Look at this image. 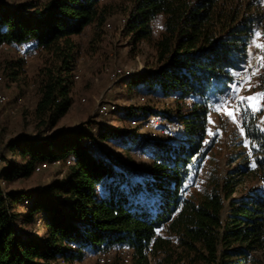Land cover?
<instances>
[{"label": "trees", "instance_id": "1", "mask_svg": "<svg viewBox=\"0 0 264 264\" xmlns=\"http://www.w3.org/2000/svg\"><path fill=\"white\" fill-rule=\"evenodd\" d=\"M103 1L0 0V50L32 45L51 58V67L41 71L36 106L42 125L55 127L71 107L79 49L73 37L104 25ZM128 3L121 31L131 45L153 44L156 56L153 66L126 78L124 87L171 104L165 110L129 106L121 112L120 130L90 135L79 129L9 141L5 153L20 162L2 170L7 184L30 178L44 161L70 158L73 165L45 190L0 189V264H79L86 255L125 247L132 250V264H264V110L244 115L252 156L241 158L237 171L254 177L258 188L232 200L240 181L212 176L201 197L187 196L190 179L211 151L206 141L214 102L249 62L250 41L264 18L258 1ZM161 17L162 33L155 40L154 24ZM9 65L14 80L25 62L19 58ZM259 90L264 91V67ZM151 118L181 128L180 134L175 140H167L171 131L165 139L156 131L139 134L133 125ZM89 138L99 146L100 139L108 141L125 155L138 153L149 164L141 168L97 154L86 146ZM24 201L29 205L21 211ZM32 227L37 229L27 230ZM41 228L45 233L39 237Z\"/></svg>", "mask_w": 264, "mask_h": 264}, {"label": "rangeland", "instance_id": "2", "mask_svg": "<svg viewBox=\"0 0 264 264\" xmlns=\"http://www.w3.org/2000/svg\"><path fill=\"white\" fill-rule=\"evenodd\" d=\"M257 1L259 12L264 14V0ZM128 4V0H104L102 5L107 7L104 25L100 28L90 27L81 36L73 37L79 46L75 72L79 74L80 80H73L69 93L71 107L68 113L58 120L55 127H51L49 124L42 125V122L36 117L39 88L43 79L41 71L51 67V58L32 45L24 46L23 48H28L27 50L33 49L31 52L33 58H21L24 60L25 66L23 71H20L21 75L13 80L11 73L14 70L9 63L20 57L15 50L8 48L9 46L1 48L0 76L3 77V81L0 83V95H4L8 99L6 105L0 106V141L2 143L7 144L20 136L34 139L79 129H83L90 135L99 134L102 128L107 131L120 130L123 128L121 112L129 106H153L158 110H165L170 106L171 103L154 100L141 91L129 92L127 87H124L125 79L116 83L110 79V75L116 69L125 70L133 75L155 64L156 55L153 44L142 43L137 47L131 45L129 38L121 31V21L125 18ZM106 24L112 26L111 31L105 28ZM162 26L163 18L161 17L154 24L155 40L160 38ZM256 32L261 33L257 42L264 43V18ZM254 38L253 35L252 39ZM249 50V61H252L251 67H248L249 62L244 65L237 73L233 84L214 102L206 143L212 145L211 151L202 162L194 178L190 179L188 197H201L209 189L212 176L220 179L235 177L240 181V186L232 200H237L251 190L258 188V182L254 177H244L237 174L242 164L241 158L250 160L252 153L249 141L244 135V110L241 108L231 114L239 103V97L253 96L260 92L259 77L263 67H261L258 58L264 55V52L251 45ZM253 72L257 74L251 75L250 81L243 83L237 94L233 86H240L241 76L250 75ZM109 102L117 105L118 113L106 118L100 117V105ZM252 103L255 104L256 101H252ZM248 112L258 114V112H252L251 109ZM133 126L139 130V134L143 135L156 131V137L159 139L168 138L165 135V130L173 133V137L167 140H175L181 132V128L162 123L157 118H151L148 122L141 121ZM158 131L160 132L158 133ZM210 133L216 134L211 135ZM99 143L111 158L121 157L126 162H133L141 168L149 164V161L138 153L125 155L122 150L108 141L100 139ZM5 157L6 166L8 162H20V158L13 157L9 152L5 153ZM68 174V168L53 166L41 174L34 173L30 178H21L7 184L5 189L7 191L22 190L25 192L45 190L50 184L62 180ZM36 229V227H32L27 230L35 231ZM44 233V229L41 228L38 236L41 237ZM159 234H163V231ZM79 264L97 263L91 259L90 255H86ZM116 264L119 262L117 261Z\"/></svg>", "mask_w": 264, "mask_h": 264}, {"label": "built area", "instance_id": "3", "mask_svg": "<svg viewBox=\"0 0 264 264\" xmlns=\"http://www.w3.org/2000/svg\"><path fill=\"white\" fill-rule=\"evenodd\" d=\"M6 1L11 3V4H17L18 5V4L23 3V2H30V1L31 2H37V1L45 2L47 0H6ZM123 22H124V20H123ZM105 28L108 31L112 30V26L110 24H106ZM8 48H10V47H8ZM27 49L28 48L20 47V48H17L15 51L17 52L18 56L22 59L23 58H26V59L27 58H33V54H31V52H33V49H29V50H27ZM75 69L73 72V80L79 81L80 76H79V74H77L75 72ZM130 76H132V75L129 72H126L125 70H122V69H116L110 75V79L114 83H116V82H118L122 79H126ZM2 81H3V77L0 76V83ZM83 101H85V100H83ZM7 103H8L7 97L4 95H0V106H4ZM117 110H118V107L115 103H112V102L102 103L100 105V108H99V115L102 118H106V117L111 116L112 114L116 113ZM165 134L168 137L172 136L171 132L165 131ZM86 146L88 148H90V150L96 152L97 154L103 155L106 152L103 148H101L98 145L97 142H95L91 138L86 139ZM5 147H6V144H4L0 141V174H1L2 170L6 167ZM71 165H73V161L70 158H68L65 161H63V160H55L53 162L44 161V162L37 164V166L35 168V174H41L53 166L60 167V168H67ZM6 186H7V183L4 180L0 179V189L5 190ZM28 205H29V202L24 201V203L19 208V210L24 211ZM41 219H42V217L40 216L39 220L37 221L38 226L41 225ZM90 257H91V259H94L97 264H113L116 259H119V261L122 264H132V250H130L127 247L116 250V251L108 252V253L96 252V253L90 254ZM76 264H78V263H76Z\"/></svg>", "mask_w": 264, "mask_h": 264}, {"label": "snow or ice", "instance_id": "4", "mask_svg": "<svg viewBox=\"0 0 264 264\" xmlns=\"http://www.w3.org/2000/svg\"><path fill=\"white\" fill-rule=\"evenodd\" d=\"M261 33L256 32L254 33V39L250 41V45L256 48H260L262 52H264V43H258V39L260 38ZM254 59H256L254 57ZM259 61L261 64V67H264V55L259 56ZM252 61H249L248 67H251ZM257 74L256 72L251 73L250 75H244L241 76V85L236 86L234 85L235 92L238 94L240 91V88L242 87L243 83L250 81L251 75ZM252 101H256L255 104L252 103ZM243 109L245 113H247L250 109L252 112H259L261 110H264V91L258 92L254 94L253 96H241L239 97V103L236 105V107L233 109L231 114H234L239 109ZM243 132V129H241ZM211 135H215L216 133H210ZM207 143V141H206ZM255 163H253L252 167H255Z\"/></svg>", "mask_w": 264, "mask_h": 264}, {"label": "crops", "instance_id": "5", "mask_svg": "<svg viewBox=\"0 0 264 264\" xmlns=\"http://www.w3.org/2000/svg\"><path fill=\"white\" fill-rule=\"evenodd\" d=\"M81 36V35H80Z\"/></svg>", "mask_w": 264, "mask_h": 264}]
</instances>
